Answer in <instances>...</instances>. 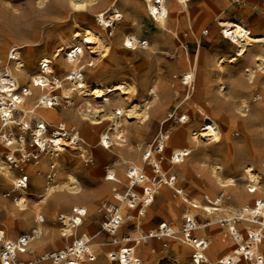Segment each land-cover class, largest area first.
<instances>
[{
	"label": "bare ground",
	"instance_id": "6f19581e",
	"mask_svg": "<svg viewBox=\"0 0 264 264\" xmlns=\"http://www.w3.org/2000/svg\"><path fill=\"white\" fill-rule=\"evenodd\" d=\"M65 1L67 2L68 11H70L69 18L72 19L71 29L67 35L59 34V37L57 36V44L53 47L50 56L42 57L37 69L30 68L31 65H34L32 59L28 62L24 61V57L17 49H11V52H9L11 62L5 61L3 67L0 65V142H3V148H8V155L6 156L11 160L8 162L7 159H1L2 153H0V176L3 178L5 185L11 184L13 186L12 191L17 193L15 203L13 201L12 204L6 205V203L0 202V210L5 211V223L10 227L11 232L7 234L5 230L0 228V240H2L5 247L0 251V264H11L14 262L13 257L15 255L24 258L26 252L19 251L24 245L27 247L26 249L35 245L40 247H43V245L49 246V243L60 241L59 239L62 238L75 241V246L71 250H61L62 264H190L185 251L186 247L189 249L190 247L180 240L182 225L180 229L177 224V220L185 218L194 222L196 226L194 232L201 231L206 226L216 222L224 221L223 225L226 233L232 237L233 242L228 243V249L222 250V242H225L224 237L227 235L223 234L224 237L221 238L220 242L213 244L210 252L205 251L203 254L205 262L202 264H244L243 260H246L247 264H256L259 258L263 260L264 264V252H262V249L264 250V158L260 161V169L249 165L243 166L239 170V178L222 177L221 174L224 168L219 163H206L205 160H198V158V162L194 160L197 163L196 165L192 162L195 167L192 166L191 161L190 166L185 164L190 155L197 154V152L199 155L201 143H204L203 146L211 142H217L218 144L225 138V133L220 130L219 123L206 112L209 102L205 98L213 90L210 88L207 73L202 75V86L196 93V97L200 100L203 99L202 102L204 103L195 105L197 112L204 116L201 123L184 125L189 121V116L180 114L176 117L175 120L183 124L182 126H174L165 133L160 132L157 134L158 136L153 144H157L162 148L159 155L156 154L155 149L157 147L154 149V145L146 147L137 145L134 149L128 147L126 139L128 124L134 123L142 129L149 128L152 120L158 116L167 103L170 91L164 89L163 94H160L154 83L146 84L143 88L145 96L139 99L137 97L138 87L131 82L113 80L104 84L93 79L88 83L82 71L84 72L88 66L95 67L98 65L110 54L112 49L109 42L111 39L104 36L103 30H107L109 27L110 30L114 29L118 37L122 36V46L126 49L137 50L141 40L133 33L121 35V30L117 28V25L121 23L123 14L116 6L118 0H102L100 3L99 0ZM188 1L157 0L158 4H155L154 0H141L145 12L153 18L159 32L169 31L166 23L170 6H177L179 10L186 11ZM92 9L95 12V24L81 26L76 21L75 16H84L86 11L91 10L92 12ZM45 17L46 14L43 18ZM55 18L54 20H56ZM47 19L49 20V18ZM214 20L220 27L223 37L235 46L234 54L226 59L228 63H233L250 49L260 48L264 45V33L252 32L241 20L225 17H217ZM203 32L206 33L204 29ZM158 37V35L154 36V44H149L145 40L141 47L148 49L149 56L166 52L161 49ZM198 56L199 52L194 55L193 61L190 60V57L183 58V56L177 61L179 66L184 68L180 80L183 87H185L183 102L188 103L193 96V82L197 77L195 67ZM254 56L255 68L264 70V50L259 49ZM224 61V56H219L215 60L217 73L223 67L221 65ZM42 63H45L43 71L40 68ZM256 69L248 67L243 70L242 75L245 80L234 76L229 77L227 85L229 91L227 92L232 98L230 101L224 99L227 92L222 77L215 82L214 99H217L216 107L224 110L222 114L223 121L227 124L233 123V125L235 124L240 128L246 140H250L249 131L253 132L252 128L248 130L249 127L253 126L251 124L255 120L260 119L258 115L255 116L256 118L253 115H251L253 118L250 117V112L248 113L250 101L238 96L244 89L250 88ZM85 72H88V70ZM55 74L61 77L58 78ZM96 75L93 74V76ZM22 83L25 85H21ZM174 93L173 91L172 94ZM109 95L112 98L108 97ZM122 96H125L129 101L125 103L122 100L120 101L119 98ZM61 100L64 101V107L61 112H58L54 107L60 104ZM227 108L229 112L225 111ZM14 112L18 114L17 119ZM181 116L182 119H179ZM49 124L56 125V131L50 137L47 136V125ZM67 124H70L69 126L73 127L74 131L69 137H65L67 130L70 128ZM13 126H17L21 134L27 133V130L30 129L33 135L32 140H35L34 143L32 142V147L39 150L40 153H37L39 156H44L42 158L45 160V168L47 165L50 168V164L57 167L58 160L56 161V157L60 156L59 154L65 146L70 151H77L81 157H85V153L97 147H100L103 151H110V146L113 147L116 151V159L106 167L103 179L113 183L111 185L113 189L112 196L117 203V205L111 204V208H113L111 226L116 228L115 231L117 230L114 234L115 241L120 235V228L129 221H133L135 224V229L130 231L128 236L123 235L119 238L120 242H129L128 244L120 245L116 250L102 252L98 247L101 241L95 239V233H90L94 239H92V242L86 233L74 237L78 227L83 224V217L87 214L89 207L86 203L71 204L69 197L82 195L83 193L78 179L72 173H67L63 180H57L43 186V177L36 170H33L36 184L43 186V188L37 194L36 200L32 201L29 198L31 194L21 188L22 184L27 185L26 182L22 177H15L16 172L13 168H19L22 162L29 160L36 153L26 151L24 135H19L18 138L12 135L8 138L3 137L7 133L10 134ZM45 143L49 144L48 147L52 149L53 153L50 157H45L42 153L47 151ZM169 148H172L170 154H168ZM203 149L201 148L200 151ZM16 151L19 152L21 159L15 156ZM94 153L95 156L92 155V158L94 157L100 162L107 157L105 152ZM163 154L167 155L166 162L163 161ZM12 162H15V165H12ZM116 168L125 178V181H123L127 184V187L138 186L140 193L136 194L134 191L129 190V196H132L129 197L116 191L117 186L124 183L121 178L117 177ZM62 169L64 168L62 167ZM169 171H173L174 174H177L186 182H191L190 179L193 173L197 175L202 173L200 181L209 187L212 190L211 192L219 190V193L214 198L204 194V198L207 202H210L207 204H202L196 199L190 200L184 190L177 185L176 177L174 175L167 176ZM50 173L52 177L62 174L58 171L54 174L53 172ZM87 174L90 175V172L88 171ZM156 177L160 178L159 182H156ZM170 177L174 178L171 179ZM240 183L245 185V193L237 190ZM163 184L167 187H164ZM168 188L174 190L171 193L172 195ZM144 189L145 192H143ZM106 190V186L99 187L94 196L88 197L89 201L94 202L101 197L103 192L106 193ZM4 192L0 191V196L3 197ZM227 192L230 193V198L233 201H238L244 197L252 199L249 201L250 204H244L240 207L223 205V196ZM53 194L65 195V197L58 199V203L70 204L71 210L68 214L58 216L60 221L58 224L54 223L52 229L47 230L45 228L43 230L41 223L44 219L39 214V205L46 203L47 199ZM155 194H160L162 202L157 211L151 212L154 215H169L177 223L175 222L172 226L171 223L163 222L162 230L149 229L146 232L142 229V226L146 218L151 216L148 208L154 202ZM2 197L0 199H3ZM180 203L187 205L182 215L178 213ZM30 212H33L32 221L28 218ZM197 213L198 215L201 213L205 220H199ZM18 219L24 221L25 227L22 233L13 231L15 220ZM235 219L240 221L243 232H238ZM116 223H119V225ZM178 233L179 236L176 235ZM160 235H171L175 240H179V244L174 243L172 248H167L168 246L158 248L150 238L157 239V236ZM21 241L23 243H20ZM85 241H88L87 245L84 244ZM206 241L209 248L212 240L207 238ZM143 242L148 245L145 246ZM260 247L262 248L260 249ZM141 250L146 253L145 259L138 256ZM216 254H220V256L216 257ZM45 255L42 254L41 256ZM8 257L11 259V263L7 261ZM189 257L191 258V256ZM56 262L58 263L59 259Z\"/></svg>",
	"mask_w": 264,
	"mask_h": 264
},
{
	"label": "rangeland",
	"instance_id": "374dc122",
	"mask_svg": "<svg viewBox=\"0 0 264 264\" xmlns=\"http://www.w3.org/2000/svg\"><path fill=\"white\" fill-rule=\"evenodd\" d=\"M98 2L100 3L102 0H99ZM187 4L188 8L186 11L179 10L177 6H170L168 20L166 23L168 24L167 27H169V33V31H157V27L153 18L145 12V8L141 0H118L116 6L123 14L121 23L117 25V28L121 30V35L133 33L136 34L138 39L147 40L149 44H154V36L158 35V40L160 41L159 45L161 49L166 52L149 56V53H147L148 49L146 48L138 47L137 50L123 48L121 40L122 36L118 37L114 29H112L111 35H109L108 30H103L104 36L111 39L109 41L110 45L112 46L111 52L95 67L88 66V68L91 69L90 71L87 68L85 71L88 70V72L82 71V73L88 83L93 79H96L104 84L113 80H123L134 83L138 87L137 97L139 99L145 96L143 88L146 84L149 85L150 83H154L157 87L158 93L160 94H163L164 89H169L170 96L167 103L164 105L163 110L156 117L157 119L155 118L152 120L149 128L142 129L137 127L134 123L128 124V130L126 129V139L128 143L127 146L130 148L132 147V149H134L137 145H141L142 147L152 145L158 136L157 134L160 132L165 133L171 127L182 126L183 124H180L175 120L180 114L189 116V121H187L184 125H187L188 123H201L204 116L197 112V107H195V105H202L204 103L202 102L203 99L200 100L198 97H196V93L202 86V75L207 73L210 88L213 90L210 91L208 94L209 96L207 95L205 98L209 102L206 112L212 118H214L217 123H219L220 130H223L225 133V138L218 144L217 142H211L212 144L209 143L208 145L205 144V146H203L202 144L204 143H201V147L199 148L201 150V148L203 149V147H205L203 149L204 151L199 150L201 153H199V155L198 152L197 154H192V156L190 155V157L186 159L187 163L185 162V164H188L189 166L192 164L193 166V164L195 163L196 165V162H198L200 159L205 160L206 163H219L224 168L221 174L222 177L225 178L232 176L239 178V170L243 166L249 165L253 168L260 169V161L264 158V70H257L253 61L255 57L254 55L257 53V51L259 49L264 50V45L260 48H252L247 51V53H245L246 55L244 54L243 56L239 57L233 63H228L226 59L227 57L234 54L235 46L227 38L223 37V34H221V29L218 27L214 19L217 17L236 18L243 21L252 32L264 33V0H189ZM93 10L94 9H92V12L91 10L86 11L84 16L76 15L75 17L78 19H76V21L81 26L95 24L96 18L95 12H93ZM58 12H61V14ZM69 12L70 11H68L67 2L65 0H0V58L2 62L0 65L3 67L5 61L11 62L12 60L9 58V52H11V49H17L24 57V61L28 62V60L32 59L34 65H31L30 68L33 67L34 69H37L42 57L44 58L50 56L53 47L57 44V36L59 37V34L67 35L69 33L72 25V19L69 18ZM45 14L46 17L43 18ZM195 16L197 17L194 18ZM54 17H56V20H54ZM47 18H49V20ZM203 29L206 31V33L203 32ZM198 52L199 56L195 67L197 77L193 82L194 92L192 99L188 101V104L187 102H183L185 98V87H183V84L181 83L182 81H180L181 72L184 70V68H181L177 61L179 58H181V56H183V58L190 57V60L193 61L194 55L198 54ZM219 56H224L225 61L221 65V67H223L218 70L217 73L215 60ZM248 67L256 69L255 77L250 88L244 89L238 97H243L250 101V108L248 107V113L250 112V117L253 118L254 116V118H256L255 116L258 115V118L260 119L255 120L256 122L254 121L251 124L253 126H250L248 129L251 130L252 128L253 130V132L249 131V134L251 135L250 140H246V138H244L245 136L243 132L235 124H227L223 121L222 114L224 110H222V108L219 109L216 107L217 99L215 98L216 102L214 99L216 90L215 82H217V79L222 77L221 79L226 84L227 92L229 91V88L227 89L229 77L234 76L245 80V77L242 74L243 70L247 69ZM103 71L104 74L102 73ZM92 72H94L93 74L100 75L93 76ZM55 75L58 78L61 77L58 74ZM21 85L25 84L22 83ZM173 91L175 92L174 94H172ZM226 95L227 96H225L224 99H228L229 101L232 100L228 92ZM108 97H110V95ZM119 100H122L124 103L129 101L125 98V96H122L119 98ZM63 102L64 101L61 100L60 104L54 107L58 112L63 110ZM217 110L222 112L217 113ZM225 111L229 112L228 108ZM14 116L17 119V112H14ZM179 119H182V116L179 117ZM55 124L47 125L48 137H50L53 131H55ZM72 128L70 127L67 130V135L65 137H69L74 132ZM11 135L17 138L19 135H24L26 151H32L33 147L29 145L33 137L30 129L27 130V133L21 134L19 128L17 126H13L12 131L10 132V137ZM15 145L18 146L17 144ZM7 149H5V147L3 148V142H0V153H2L1 159L3 160L4 155H8ZM46 150L47 151L42 153H44L45 157H50L53 153L52 149L47 147ZM99 151L105 152L107 155V157L101 162L97 161L94 157L92 158V155L95 154L94 152ZM115 152L116 151L112 146H110V151H103L100 147H97L92 149V151L85 153V157H81L77 151H70L69 148L65 146L64 150L59 154L60 156L56 157V161L58 160V163L56 162L57 167L54 168L55 172L53 171L54 173L57 171L61 172L62 174L59 176H50V172L52 171H49L50 168L47 167L48 165L45 168V160L42 158L44 156L39 155L37 157V162L32 161V157H30L29 160H26L20 164L21 167H14L13 169L16 172L15 177L20 175V170L22 168L24 173H26L28 179L27 188L25 190L31 194L29 198L32 199V201L36 200L37 194L40 192L43 186L47 185L48 183H53L57 180H63L67 173L74 174L82 187L83 193L82 195L69 197L71 204L86 203L89 207L87 214L83 217V224L78 227L74 237H79L82 235V233H86L92 242L93 238L90 233H95V239L101 241L98 246L100 251L105 252L109 250H116L118 246L128 244L129 242H120L119 238L123 235L128 236V233L135 229L134 222L129 221L126 225L119 229L120 235L116 238L117 241H115L114 236H109L103 228V224L107 221V215L105 211L101 210L102 204L109 203L117 205L112 196L113 189L111 185H113V183L103 179V175L106 172V167L116 159ZM171 152L172 148H169L168 154ZM166 157L167 155L163 154V161L165 162L167 161ZM33 164L35 165L34 167L32 166ZM62 167L64 169H62ZM116 169L118 172V175L116 174L117 177L121 178L122 181H125V178L118 171L119 169ZM33 170H36V172H38L40 176L43 177V186L36 184ZM88 171L90 172V175L87 174ZM168 175H174L176 177L177 185L184 190L186 196L190 200L196 199V201L198 200V202L202 204H207L208 202L204 198V194H208L210 198H214L219 193V190H213V192H211L212 190H210L209 187L200 181L201 176L203 175L202 173L200 176L193 173L190 179L191 182H186V180H183L177 174H174L173 171H169L167 173V176ZM156 180L159 181L157 177ZM101 186L107 187L106 193L103 192L101 197L96 199L94 202H90L88 197L94 196L98 188ZM163 186L167 187L165 184H163ZM12 188L13 186L11 184L5 185L3 178L0 176V191L4 192L7 190L9 192ZM128 189L129 188L127 187V184L124 182L123 184L117 186L116 191L118 193H126ZM133 189L140 193V188L138 186H133ZM244 189L245 185L243 183H240L237 187V190L241 192H243ZM168 191L171 194L174 190L168 188ZM58 195H51L47 199L46 203L39 205V214L44 219L43 223H41L43 230L45 228L47 230L52 229L51 227L54 226V223L58 224L60 221L58 220V216L65 213L68 214L71 210L70 204L66 205L64 203V205L58 203V199H60V197H65V195ZM2 198L3 199H0V202L6 203V205L12 204L9 198ZM161 199L162 198L160 194H155L154 202L152 203L151 207L148 208L151 216L146 218L142 226V229L146 232L149 229L158 230V226L162 222H166L168 224L171 223L170 225L172 226L176 222L169 215L153 214L158 210L159 205L162 202ZM251 199L252 198L244 197L238 201H233L230 198V193L227 192L224 193L223 196V205L225 204L240 207L244 204H250L249 201ZM186 206V204L180 203V207L178 209V213L180 215H182V212ZM135 213L137 212L135 211ZM5 214L6 213L3 209L0 210V228L9 234L10 227L5 223ZM28 216L27 217L32 221L33 212H30V215ZM197 217L201 221L205 220L201 213H199V215L197 213ZM170 220L172 221L170 222ZM235 220L237 222L235 225L238 232H243L240 221L237 219ZM177 221L178 223H176L179 225L178 228L181 229V225H183V219ZM223 223L225 222H216L212 225L206 226L201 231L193 233L194 236L212 240L207 252H210L211 247L215 242H220L221 238L224 237L223 234H227ZM14 224L13 231L22 233L23 228L25 227L24 221L22 219H18L15 220ZM176 235L179 236V233ZM224 238L225 242H222V250L228 249V243L233 242L232 237L228 234ZM150 239L156 246H158V248H164L167 246V248H172L174 243L179 244V240H175L174 237ZM59 240L60 241L49 243V246H31L27 250L24 258L21 259H36L42 254H50L59 250H64L73 242V240L68 241L65 238ZM143 244L145 246L148 245L146 242H143ZM261 248L262 247H260V249ZM185 251L188 255L189 263L192 264L191 258L189 257L191 248L189 249L186 247ZM262 252H264L263 249ZM138 256L142 259H145L146 253L142 252L141 250L138 253ZM219 256L220 254H216V257ZM242 262L247 264L246 260H243ZM41 264H52V262L51 260H47Z\"/></svg>",
	"mask_w": 264,
	"mask_h": 264
},
{
	"label": "built area",
	"instance_id": "2783aa9c",
	"mask_svg": "<svg viewBox=\"0 0 264 264\" xmlns=\"http://www.w3.org/2000/svg\"><path fill=\"white\" fill-rule=\"evenodd\" d=\"M154 2H155V4H158L157 0H154ZM107 30L109 32V35H111L112 34V30H110V27L107 28ZM144 42H145V40H141L140 41L141 44H138L139 47H142ZM44 67H45V63H42L41 66H40L41 71H43V68ZM9 104H10V102H9ZM55 131H53V132H55ZM5 135H6L7 138L10 137V134L9 133H7ZM5 135H3V137ZM32 142L34 143L35 140H32L31 139V142L29 143L30 146H32V144H33ZM45 145H46V147L49 146V144H46V143H45ZM152 145H154V144H152ZM155 147H157V148L155 149ZM153 148L155 149V152H156L157 155H159L162 152V148L159 147L157 144H155L153 146ZM38 151L39 150L37 148H33L32 149V152L36 153V155H32L31 156L32 157V161H34V162H37L38 161L37 156L40 153ZM37 152H38V154H37ZM15 155L19 159H21L19 157V152L18 151L15 152ZM4 159H7L8 162L11 161L6 156V154L4 155ZM12 165H15V162H12ZM49 167H50L49 171H52L53 172L54 171V168H55L54 165L53 164H50ZM20 171H21L20 172V176H18V177H22V179H24V181L27 184V179L28 178H27L26 173H24V171L22 169ZM53 174H54V172H53ZM170 178L173 179L174 177H170ZM153 180H154V177H153ZM159 181H160V178H159ZM159 181L156 180V182H159ZM21 188L25 190L27 188V185L22 184ZM128 188L129 189L127 190V192L126 193H123L124 196H129V190L134 191V193H136V194L138 193V192H136L133 189V186H130ZM12 189L9 192L8 191L7 192H4V194H3V197L9 198L11 200V202H13L16 199V195H17L16 192H13L12 191ZM145 191L146 190L144 189L143 192H145ZM129 197H132V196L130 195ZM14 203H15V201H14ZM208 203H210V202H208ZM101 210L105 211V213L107 215V221L103 224V228L105 229V231L107 232V234L109 236H114V234H115V232L117 230L115 231L116 228L111 226V222H113V208H111V204H109V203L102 204ZM163 224L164 223L162 222L158 226V230L159 231L162 230ZM117 225H119V223ZM195 229H196V226H195L194 222L191 219H188V218L183 219V225H182V229L180 231V238H181L180 240L182 241V243L188 245L191 248V254H190V256H191V262H192V264H202V263L205 262L204 261V258H203V254L205 253V251L208 248V243L206 241V238H201L199 236H194L193 235V232H194ZM161 237H172V236L171 235L170 236L169 235H167V236L166 235L157 236L158 239H160ZM20 240H21V238H20ZM20 243H23V241H21ZM84 244L87 245L88 244V241H85ZM74 246H75V241H73L72 244L69 247H67L66 249H64V250H68L69 251ZM24 248H25V250H24ZM26 248L27 247H25V245H24L22 248H20L19 251L22 252V253L24 251L27 252L28 249H26ZM3 249H5V247H4V244L2 243V240H0V251L3 250ZM61 252L62 251L59 250L57 252H53V253H50V254H46L45 256H40L39 258H36V259L34 258V259H31V260H24V259H21V258H19L18 256L15 255L13 257L14 262L11 263V259L9 257L7 258V261L9 263H11V264H39V263L41 264L42 262L44 263V261L51 260L52 264H62L61 263V260L63 259V257H62V253ZM58 259H59V262L57 263L56 261ZM256 264H263V260L261 258H259L258 259V262L256 261Z\"/></svg>",
	"mask_w": 264,
	"mask_h": 264
},
{
	"label": "snow or ice",
	"instance_id": "6c2138e0",
	"mask_svg": "<svg viewBox=\"0 0 264 264\" xmlns=\"http://www.w3.org/2000/svg\"><path fill=\"white\" fill-rule=\"evenodd\" d=\"M129 46H131V45H129Z\"/></svg>",
	"mask_w": 264,
	"mask_h": 264
}]
</instances>
